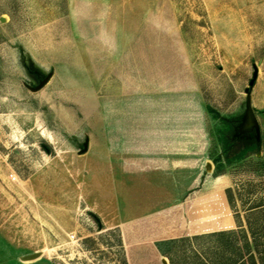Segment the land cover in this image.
I'll use <instances>...</instances> for the list:
<instances>
[{
    "label": "rangeland",
    "instance_id": "374dc122",
    "mask_svg": "<svg viewBox=\"0 0 264 264\" xmlns=\"http://www.w3.org/2000/svg\"><path fill=\"white\" fill-rule=\"evenodd\" d=\"M133 154L187 159L152 206L182 195L202 235L225 200L232 237H181L136 262L120 229L132 236L134 200L116 221L100 176ZM263 157L264 0H0V222L52 264L244 254L225 188L262 182Z\"/></svg>",
    "mask_w": 264,
    "mask_h": 264
},
{
    "label": "crops",
    "instance_id": "0c3cea01",
    "mask_svg": "<svg viewBox=\"0 0 264 264\" xmlns=\"http://www.w3.org/2000/svg\"><path fill=\"white\" fill-rule=\"evenodd\" d=\"M158 158L161 159L158 160ZM187 166V159L173 163L159 154L148 156L133 154L131 166L126 165L124 160L118 161L116 166L111 162L109 166H100V176H103L101 182H108L105 186H108L106 188L108 198L116 206L115 214L118 216L115 218L116 221H121V214L128 211L130 203L124 200H134L132 205L130 204L133 208L130 212L134 214L132 236L127 234L128 230L121 223L117 226H122L120 229L124 246L128 254H133L136 262H151L154 258L151 259L150 255L154 257L166 254L168 247L179 241L181 237L192 239L194 235L201 232L200 229H194L191 226V223L201 219L195 211L197 204L191 215L185 216L184 205L180 199L182 195L177 194L175 197L177 200L172 205L158 207L151 204V199L167 198L168 183L184 182L182 172L187 171ZM173 170L176 175L172 174ZM170 196L169 194L168 197ZM198 196L199 194L196 197ZM185 207L188 208L189 204L187 203ZM14 227L11 223L0 222V264H52L48 258L40 255L25 258L26 254L41 250L29 249V245L22 241L23 233H15L17 229ZM219 229L221 228L212 227L208 230ZM20 238L22 239L19 240ZM162 257L163 262L168 261L166 256L162 255Z\"/></svg>",
    "mask_w": 264,
    "mask_h": 264
},
{
    "label": "trees",
    "instance_id": "16d2710c",
    "mask_svg": "<svg viewBox=\"0 0 264 264\" xmlns=\"http://www.w3.org/2000/svg\"><path fill=\"white\" fill-rule=\"evenodd\" d=\"M261 162L264 167V157ZM259 189L263 190V192ZM225 192L238 226L244 254L240 252V254H237L238 250L237 252H234V254L237 255H234V258L230 261L228 259H220L218 261L216 260L214 264H247V262L248 264H264V180L262 182L248 180L245 183L242 182L240 186L237 184L234 188L232 186H227ZM244 192L247 193V198L244 197ZM254 193L256 194L253 196ZM247 199H251V202H249L247 206H243V203L248 201ZM237 200L240 201V206L238 205ZM189 205H191V202ZM215 206L217 209L211 218V222L215 224L213 228L220 227L226 229L214 230L202 235H194L193 237L195 239L204 236L209 238L215 236L222 238H225V236L232 237L230 233L232 231L228 230L231 226H227L225 222V219L228 216V206L226 205L225 200ZM241 210L243 211V214H241ZM204 264L209 263L205 262Z\"/></svg>",
    "mask_w": 264,
    "mask_h": 264
},
{
    "label": "water",
    "instance_id": "95a60500",
    "mask_svg": "<svg viewBox=\"0 0 264 264\" xmlns=\"http://www.w3.org/2000/svg\"><path fill=\"white\" fill-rule=\"evenodd\" d=\"M50 76V73L46 74L38 84H36L35 86H33L32 88H38L40 86H42L49 78ZM87 144H88V138L85 139L84 141V146H83V149L82 150H85L87 148ZM39 255V252L38 251H35V252H31L29 254H26L24 257L25 258H33V257H36Z\"/></svg>",
    "mask_w": 264,
    "mask_h": 264
},
{
    "label": "bare ground",
    "instance_id": "6f19581e",
    "mask_svg": "<svg viewBox=\"0 0 264 264\" xmlns=\"http://www.w3.org/2000/svg\"><path fill=\"white\" fill-rule=\"evenodd\" d=\"M28 261V260H27Z\"/></svg>",
    "mask_w": 264,
    "mask_h": 264
}]
</instances>
